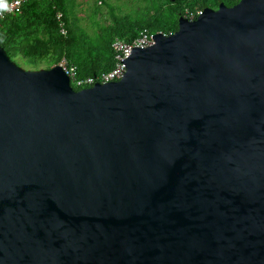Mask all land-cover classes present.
Wrapping results in <instances>:
<instances>
[{
	"label": "water",
	"instance_id": "1",
	"mask_svg": "<svg viewBox=\"0 0 264 264\" xmlns=\"http://www.w3.org/2000/svg\"><path fill=\"white\" fill-rule=\"evenodd\" d=\"M154 39L79 90L0 46V264H264V0Z\"/></svg>",
	"mask_w": 264,
	"mask_h": 264
},
{
	"label": "trees",
	"instance_id": "2",
	"mask_svg": "<svg viewBox=\"0 0 264 264\" xmlns=\"http://www.w3.org/2000/svg\"><path fill=\"white\" fill-rule=\"evenodd\" d=\"M238 1L151 0L146 14L114 20L91 44L87 42V35L79 32L70 20L71 7L67 0H32L22 6L20 13L0 20V46L11 60L19 55L27 59L29 65L45 62L51 67L65 57L77 67L80 77L94 76L113 67L111 43L115 38L131 41L143 28L168 35L177 30L178 17L184 16L186 9L194 12L216 9L219 3L232 7ZM58 11L67 30L66 36L59 30Z\"/></svg>",
	"mask_w": 264,
	"mask_h": 264
},
{
	"label": "built area",
	"instance_id": "3",
	"mask_svg": "<svg viewBox=\"0 0 264 264\" xmlns=\"http://www.w3.org/2000/svg\"><path fill=\"white\" fill-rule=\"evenodd\" d=\"M32 0H0V20L6 15L20 13L22 6ZM201 13V11L194 12L188 9L184 12V17L188 20H194ZM61 13H56V19L59 21V30L63 36L67 35L65 24L61 19ZM160 33L151 32L147 28L141 29L137 36L131 41H125L120 38H115L111 43L113 51V67L106 72L98 75L80 77L78 75L77 67L70 63L65 57L55 64L59 65L65 75L69 78L70 85L74 89H84L93 86L95 83L105 84L120 80L126 71V59L130 56L135 48H146L155 43L154 35ZM162 33V32H161ZM54 66V65H53Z\"/></svg>",
	"mask_w": 264,
	"mask_h": 264
},
{
	"label": "rangeland",
	"instance_id": "4",
	"mask_svg": "<svg viewBox=\"0 0 264 264\" xmlns=\"http://www.w3.org/2000/svg\"><path fill=\"white\" fill-rule=\"evenodd\" d=\"M71 7L70 20L78 27L79 32L86 34L87 42L94 44L107 26H111L114 20L126 16L133 19L147 13L151 0H67ZM168 17L172 14L167 11ZM25 70L49 69L45 62L29 65L27 59L17 55L12 60Z\"/></svg>",
	"mask_w": 264,
	"mask_h": 264
}]
</instances>
